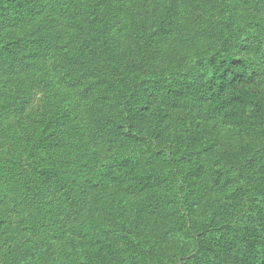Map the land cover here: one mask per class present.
I'll list each match as a JSON object with an SVG mask.
<instances>
[{"label":"trees","instance_id":"trees-1","mask_svg":"<svg viewBox=\"0 0 264 264\" xmlns=\"http://www.w3.org/2000/svg\"><path fill=\"white\" fill-rule=\"evenodd\" d=\"M0 67V264H264V0H0Z\"/></svg>","mask_w":264,"mask_h":264},{"label":"rangeland","instance_id":"rangeland-1","mask_svg":"<svg viewBox=\"0 0 264 264\" xmlns=\"http://www.w3.org/2000/svg\"><path fill=\"white\" fill-rule=\"evenodd\" d=\"M190 8H192L191 13L188 14L189 21L195 22L197 27L198 24L203 25L205 23V20H203V17L199 12L194 10L192 6V1L188 4ZM51 14V13H50ZM44 15V18L48 20L49 17H53L54 15ZM200 15V17H199ZM118 27L113 33V37L115 39V42L119 46H128L130 47L132 44H134V40L132 37V27H133V19L131 18L130 14L128 12H125V10H122L119 13V19H118ZM54 27L57 33H59L63 41L68 40L72 36L71 30L66 26L65 21L60 18H56L54 21ZM189 39L195 40L197 29L196 27L189 25ZM201 34L198 36L206 33V29L201 27L200 30ZM49 68L47 69V74L49 75L50 79L53 80V84L57 90V92L60 94L65 95L78 109L79 112V121L80 124L84 130V136L89 139V141L92 143V149H101V145L95 144L92 141V131L93 128L97 126L98 124V113L102 111H107L108 108H105L104 110L100 111L94 105L92 104L91 100L84 96L82 92L79 90L72 89V87L69 86V84L65 80V72L67 71V66H62L61 62L59 61V58H50L48 59ZM0 79L5 85H10L11 80L8 77V74L6 70L2 67H0ZM100 111V112H99ZM225 141L232 140V138L224 137ZM103 151V150H102Z\"/></svg>","mask_w":264,"mask_h":264}]
</instances>
